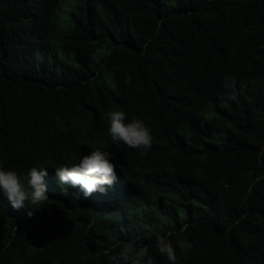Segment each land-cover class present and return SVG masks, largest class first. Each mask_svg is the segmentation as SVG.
<instances>
[{
	"label": "trees",
	"instance_id": "trees-1",
	"mask_svg": "<svg viewBox=\"0 0 264 264\" xmlns=\"http://www.w3.org/2000/svg\"><path fill=\"white\" fill-rule=\"evenodd\" d=\"M226 76L234 103L214 104ZM112 111L152 148L114 143ZM262 148L264 0H0V168L47 186L102 150L117 176L91 199L49 190L33 217L0 194V264H110L129 241L169 264L156 238L182 225L179 264H264Z\"/></svg>",
	"mask_w": 264,
	"mask_h": 264
},
{
	"label": "clouds",
	"instance_id": "clouds-1",
	"mask_svg": "<svg viewBox=\"0 0 264 264\" xmlns=\"http://www.w3.org/2000/svg\"><path fill=\"white\" fill-rule=\"evenodd\" d=\"M237 81L234 77L226 76L223 82L215 87L218 102L234 103V95L230 89L235 90ZM230 88V89H229ZM238 89L236 94L238 93ZM110 126L109 135L114 143H123L130 149L147 152L152 148V129L140 118L127 121L125 112L112 111L108 113ZM264 153V148L261 149ZM113 153L102 150H92L84 156L79 163L69 166L56 167V175L52 176L47 186L45 177L48 176L47 168L31 167L27 173H18L16 170L0 168V194L15 209H29L27 215L33 217L38 209L46 203L52 202L47 192L62 196L74 202L75 194L84 198H94L99 192L100 196L106 195L115 181L116 165L111 160ZM188 225H182L178 233L169 231L167 235L156 238L158 253L166 257L169 264H179L176 249L173 247L172 236H177V247L182 255H186L192 244L183 238V233ZM100 255L108 258L110 264H155L150 255L149 245L129 241L120 245L118 253L113 254L112 248L103 250Z\"/></svg>",
	"mask_w": 264,
	"mask_h": 264
},
{
	"label": "bare ground",
	"instance_id": "bare-ground-1",
	"mask_svg": "<svg viewBox=\"0 0 264 264\" xmlns=\"http://www.w3.org/2000/svg\"><path fill=\"white\" fill-rule=\"evenodd\" d=\"M241 104V103H240ZM241 108V107H240ZM242 110V109H241ZM240 111V110H239Z\"/></svg>",
	"mask_w": 264,
	"mask_h": 264
}]
</instances>
